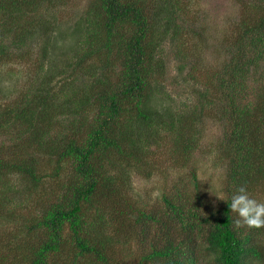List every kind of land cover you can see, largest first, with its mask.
Here are the masks:
<instances>
[{"label":"trees","instance_id":"obj_1","mask_svg":"<svg viewBox=\"0 0 264 264\" xmlns=\"http://www.w3.org/2000/svg\"><path fill=\"white\" fill-rule=\"evenodd\" d=\"M68 3L0 0V65L16 56L38 75L22 85L18 101L0 103V210L9 211L6 202L19 185H1L10 177L23 181L17 193L38 195L41 204L21 231L7 234L0 264H205L208 255L215 264H264V229H236L229 207L236 187L246 185L249 194L264 189V0L252 2L257 18L244 8L249 14L229 41L225 63L202 83L201 105L186 111H173L163 90L165 45L188 61L192 36L203 39L196 26L187 32L191 23L180 21L188 4L89 0L68 22L63 38L72 54L60 59L49 38L57 30L58 40L61 25L53 13ZM241 4L251 7V0ZM40 33L49 43L34 57L30 43ZM189 76L198 80L194 70ZM211 118L222 132L225 202L212 207L193 169L194 192L180 179L175 193L162 197L166 213L132 206L126 185L134 171L146 168L142 177H151L152 148L170 134L177 157L192 163ZM123 203L124 211L106 217L108 208ZM130 227L138 232L132 235ZM134 240L143 253L129 262V251L115 248Z\"/></svg>","mask_w":264,"mask_h":264},{"label":"rangeland","instance_id":"obj_2","mask_svg":"<svg viewBox=\"0 0 264 264\" xmlns=\"http://www.w3.org/2000/svg\"><path fill=\"white\" fill-rule=\"evenodd\" d=\"M183 2L188 4L187 9L189 11L188 13L180 12L182 14L181 23H184V25L185 23H191L186 25L187 32L193 26H196L199 30L198 33L202 34L203 39L200 41L192 34L187 36L188 38L192 36L189 41L191 45H188L189 49L187 51L191 55V57L187 58L188 61L178 60L174 54L173 47L169 44L164 47L168 65L163 91L168 92L172 96L173 100L168 101L167 105L173 111H186L196 105H201L200 101H203V99L200 91L205 89L201 85L225 63L228 53L226 48L229 41L231 37H235L237 29L240 27L238 23L241 21L242 16L249 14L244 8L250 10L251 19L259 16L258 11L255 12L252 9L253 0H251V7H243L241 0H183ZM246 2H250V0H246ZM88 3L89 0H69L68 6L62 7L53 13L57 24H60L61 28L58 29V40L55 38L57 30L49 38V40L52 39L49 48L54 50V53L60 59L72 54L71 47L69 48V45H65L69 41H65V38H63V35L66 34L67 36V34H70L68 29L72 24H68V22L74 21L73 19L76 20L82 15ZM34 38V41L30 43L31 51L34 57H38L41 55L42 49H44V41L46 40L49 43V40L47 36L43 38L41 33L40 37L34 36ZM13 58L14 61L0 65V103H3V105L7 101L6 98H9L6 105L18 101L20 99L18 96H21L22 85L26 83L29 86L33 80L37 81L38 78L35 72V65L24 64L23 66L19 63L16 56H13ZM181 62H189L188 67L181 68ZM193 70L198 76L196 81L191 80L189 76V73ZM22 75L25 76L24 79ZM56 82L59 81L56 80ZM256 87L257 85L254 83L251 86V91H254ZM16 89H19L18 92L14 91ZM58 89L59 87H56V90ZM10 93L12 94L9 96ZM205 122L206 124L203 125L200 136L201 149L192 156V163L187 164L177 157L173 142H171L174 136L170 134H166L167 139H164V142L160 143L159 146L152 148L150 154H148L149 161L153 165V167H149L152 170L151 177H142L143 174L147 173L145 172L146 168L143 172L134 171L131 181L126 185L128 189L127 197L131 200L132 206L136 205V208L145 210H159L161 208L162 213H166L167 210L162 197L166 194L175 193L180 179L185 182L186 187H184V190H188L190 193L194 192V180L191 174L193 169H196L200 185L206 190V200L213 204L212 207H218L219 204L225 202L227 198L224 186L227 181V165L221 153H219L218 146L222 134L221 127L218 125L220 123L217 118L207 119ZM22 183L23 181H17L16 178L12 179L10 177L3 181L1 185L8 184L10 189H12V187L19 184L18 187L22 189L23 186L20 185ZM17 189L11 191V198L6 202L9 211L0 210V249L5 244L7 234L15 233V230L21 231L23 228L19 227H24V223L32 214L37 213L41 206L40 201H37L38 195L23 194L25 191L17 193ZM221 194L222 201L216 197ZM249 195L260 202H264V189H259L253 193L250 192ZM124 210V203L121 207L118 205L114 211L110 207L106 210V217L108 218L114 212ZM10 213L13 217L9 216ZM114 217L118 219L117 214ZM176 228L175 225L172 226L173 230H176ZM129 230V233H133L132 235L138 232V228L130 227ZM33 238L36 239V236H29V239ZM118 238L123 239V236L118 233ZM19 239L21 241L28 240L25 234H20ZM204 248L205 245L203 246ZM125 249L129 251L126 260L129 262H136L139 255L143 253L142 250L139 251L140 246L137 240H134L129 246L119 244L115 248L119 253H124ZM206 260L205 264H215L211 255H208Z\"/></svg>","mask_w":264,"mask_h":264},{"label":"clouds","instance_id":"obj_3","mask_svg":"<svg viewBox=\"0 0 264 264\" xmlns=\"http://www.w3.org/2000/svg\"><path fill=\"white\" fill-rule=\"evenodd\" d=\"M216 197L222 201V194ZM229 207L238 216L234 221L236 229H264V202L252 198L246 185L236 187Z\"/></svg>","mask_w":264,"mask_h":264}]
</instances>
